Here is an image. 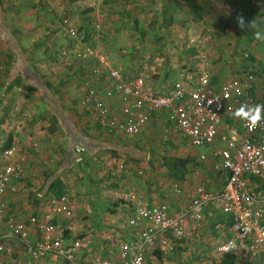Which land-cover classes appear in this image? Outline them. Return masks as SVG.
<instances>
[{
    "label": "built area",
    "instance_id": "1",
    "mask_svg": "<svg viewBox=\"0 0 264 264\" xmlns=\"http://www.w3.org/2000/svg\"><path fill=\"white\" fill-rule=\"evenodd\" d=\"M257 3L263 5L264 0ZM67 36L80 45L77 28L67 25ZM75 57L83 62V73L90 62L86 82L83 78L75 82L82 90L81 105L104 130L133 140L147 129L152 134L157 131L161 147H167L172 136L196 148L220 140L221 146L210 155L200 154L199 160L223 171V184L217 191L194 184L190 203L180 208L173 207L167 195L155 196L156 192H117L122 222L102 234L81 235L83 223L74 221L67 194L49 199L47 210L32 216L28 224L11 209L7 197L23 190L19 183L26 171L15 148L4 149L0 153L2 261L14 259L22 248L34 262L50 254L55 264H148L155 251L170 257L176 247L184 248L195 240L192 225L204 224L206 215L216 211L227 218L220 226L227 235L218 242V254H247L256 264H264V197L250 186V178L264 177V118L252 122L235 114L241 108L261 105L253 93L255 71L239 70L214 80L213 61L202 52L187 69L177 71L175 80L163 79L151 87L148 75H129L92 46L78 48ZM229 117L235 122L231 127ZM126 168L125 163L119 165V170ZM114 182L107 178L105 187ZM171 191L184 196L178 181ZM60 218L68 220L65 225L56 223ZM31 227L38 231L36 240L30 238ZM14 264L20 261L15 259Z\"/></svg>",
    "mask_w": 264,
    "mask_h": 264
},
{
    "label": "crops",
    "instance_id": "2",
    "mask_svg": "<svg viewBox=\"0 0 264 264\" xmlns=\"http://www.w3.org/2000/svg\"><path fill=\"white\" fill-rule=\"evenodd\" d=\"M141 1L143 0H139L138 2ZM152 1L156 2L157 7L166 5L168 7L175 4V7L184 9L187 6L183 0ZM223 1L233 10V16L227 15L223 10L213 4L211 0H203V2H207L214 8V11H210L209 14L216 13L217 10L219 13L216 14H219V18L223 19L227 16L230 20H233V22L225 26L227 27L226 30L224 27L218 30L219 33L216 35V40H210L212 41V43L210 42L211 45L208 43L209 41H206L210 45L207 49L204 48V45L197 46L198 44L196 43H198V40L195 41L194 36H192L193 39H191L192 43L188 44L182 38V36H186V33L183 34V32H180L178 35L182 40H176L174 42L189 47V50H187L191 51L193 55H188L184 48L183 51H185V53H179V56L183 57L185 62H188L190 58L199 57L202 52L206 53V51L209 50L213 59L210 58L212 61H216L214 66L212 65L214 80L222 79L224 76L239 70L252 68L256 72L253 93L260 100L261 105L264 106V36H258V33L252 37L248 36L247 24H244L245 22H250L247 16L252 14L254 18L256 17L257 21L259 20L255 25L262 24V30H264V20L260 15V13H264V4L259 5L257 0ZM21 4L22 3L18 5L16 0H13L11 3L8 0H0V30L5 28L8 33L12 34V38L16 43L15 45L18 48L16 51L10 49V44L8 45L0 36V63L6 67L5 70H0V147H2L0 149H5L8 144L10 147H14L26 171V177L19 183L22 185L23 190L7 197L8 205L17 215L20 214L22 219L27 221L28 224V220L32 216L46 211L48 200L57 198L49 189L50 184L55 178H60L64 185L63 194L69 196V205L75 213L74 221L77 220L83 223V230L79 232L81 235L85 233H91L92 235L94 231L102 234L103 230L106 231L110 228H115L122 222L120 217L122 203L116 194L117 192L121 193L123 190H136L145 195L156 192L157 194H155V196L167 195V201L170 202L173 207L180 208L190 203L194 195V184H204L208 189L216 191L221 188L224 178L223 171L216 170L212 166V163H202L199 160L200 154L205 153L210 155L219 145L221 146L220 140L213 145L204 147L209 150L200 151L199 148L189 145L177 136H172L171 140L168 142L167 154L170 157L173 155L172 157L189 158L191 160L192 164L190 163L187 166V173L183 179L177 180L167 175V183H164L167 184L166 186H161L160 182H157V185L160 186H152L150 189L148 187L146 188L143 184L141 185L142 189L135 186L140 190L139 191L135 188L124 189L125 187L123 188V186L125 184H122L121 181H119L120 179L116 178L112 185L105 187L104 182L107 178L114 179V177L110 176L113 173H109L112 169H116V171L125 170H119V165L125 163V161L122 160L124 157H119L120 159L118 158L116 160L117 163L114 162L116 164L111 166L113 161L107 154L109 151L102 147L91 150L87 146L91 145L93 142L127 146V144L116 142L128 138L108 133L98 124L96 116L88 112L84 106L81 105L80 97L82 90L75 86L76 79L82 82L80 80V75H73L68 73L69 71H66L71 66L72 60L69 61L71 64L68 62L66 68L60 71L61 74L59 71L54 72V75H57H51V77H47V80H44L38 73L37 66L41 63V60H43V51L47 44L45 41L46 37L41 35V31L46 30L41 20L43 10L41 7H35L33 9L32 5L28 6L26 2H24V5ZM69 9L70 8H67V14L69 13ZM139 15H142V12L139 13ZM237 17L243 21V25L240 23L241 20L236 23ZM140 18H142V16ZM65 20L67 22H64ZM203 22L206 23V17ZM67 25L73 26L66 18L62 19V22L59 24L63 34V30H65V38L62 40L60 39L57 44L59 47H57L56 53L54 51V61L58 60V56L61 54V48L69 45L70 38L67 36ZM261 27L257 28V30H260ZM175 28L176 26H174L173 30H175ZM179 28L181 29V27ZM56 30L57 34L61 31V29ZM167 30H169V28H167ZM167 34L170 41L174 39L169 35V32H167ZM36 35H38V37H34ZM202 37L204 39L206 38L204 36ZM200 41L201 40H199V43ZM167 42L169 43L168 40ZM244 53L249 54L248 58L244 57ZM21 59H24L30 66V77H35V79L50 83H48L50 85L48 89L49 92L45 93V97L42 93L44 90L36 89L34 92H28L25 89L24 86L26 85L27 79L17 72V66L20 64ZM56 63L58 64V62H55V64ZM89 63L90 62L87 63L86 70ZM75 72L77 71L75 70ZM88 75L84 77L81 75V79L83 78V81L86 82L85 79ZM50 81H52L53 86H51ZM35 83L38 84L37 80H35ZM48 90L46 89L45 91ZM26 92L29 93V95H26ZM54 97L55 99H53ZM53 104L58 105V107L60 106L63 112H59V114L56 113ZM45 107L49 109L50 116L54 118L52 130H49V125H47L51 118H48L44 114ZM22 113H24V115H22ZM62 113L68 116L73 128L75 127V129H77L79 138L87 137L90 138L92 142L88 144L82 141L70 143L67 133L69 128L66 124V120L62 117ZM45 116L47 118H45ZM227 124L231 127L235 122L229 117L227 118ZM223 132L228 134L225 128H223ZM151 138H153V136L147 129L142 133L140 138L131 140L134 141V146H128L136 148L147 155L144 151V146H148L152 143H150ZM77 147H83L85 150L77 151ZM156 147L159 148L157 145ZM152 151L157 152L155 149H152ZM118 153L129 157L128 154L123 152ZM129 160L132 159L130 158ZM149 160L150 155H147L143 159L132 161L140 163L141 165ZM117 174L119 175L120 173ZM119 176L121 177L122 175L120 174ZM121 178L125 181L128 180L125 176ZM177 181L184 188L183 197H177L171 191L172 184ZM138 185L140 184L138 183ZM250 186L252 190L256 191L257 195L264 197V177L250 178ZM213 215L218 217L216 219L218 221L212 220ZM226 220V215L220 212L213 213L210 211L206 215L205 222H213V225L211 223V234L213 235L221 232L222 228L220 226ZM67 221V219L60 218L56 220V223L65 225ZM200 226L202 225L196 227L192 225V230L196 231L201 228ZM31 229L30 238L31 240H36L38 231H36L34 227H31ZM199 234H201L199 237L202 238V233ZM220 240H222L220 236L214 235L212 248L208 250V252L212 251L215 254L214 259H219L221 256L216 250ZM192 250L195 249L190 248V243L184 248L181 246L176 247L173 252L174 260L178 257V254L194 253ZM155 254H158L161 260L165 258L160 250L153 253V256L158 260ZM172 257L167 256V259L171 260ZM1 258L2 256H0V264H14L15 259L19 260L20 264H55L54 255L49 254L46 258L34 262L30 259L28 254L22 251V248L21 252H19L14 259L9 258L2 261ZM247 258L252 259L247 254L238 255L236 264H252ZM151 261L153 262V260ZM151 261L149 259L148 264H153ZM173 261H170L168 264H172ZM184 262L182 264L189 263L187 260Z\"/></svg>",
    "mask_w": 264,
    "mask_h": 264
},
{
    "label": "rangeland",
    "instance_id": "3",
    "mask_svg": "<svg viewBox=\"0 0 264 264\" xmlns=\"http://www.w3.org/2000/svg\"><path fill=\"white\" fill-rule=\"evenodd\" d=\"M8 1L11 3L13 0ZM16 1L18 2V5H20V3H22L21 5H24V2H26L28 6L32 5L33 9L35 7H41L43 10L41 20L42 24L46 27V30L41 31V35L46 37L45 41L47 44L43 51V60H41V63L37 67L38 73L44 80H47V77H51V75H57H54V72L59 71L61 74L60 71L66 68L70 60H72V64L69 62L71 66L66 70L69 71L68 73L80 75V80L81 75L88 74V68L85 73L78 71V63L75 59L76 50L85 43L83 46H92L99 54L104 55L113 65L129 73V75H148L149 77L147 79L151 87L160 83L163 79L172 81L177 78V71L187 69L189 64L193 63L197 59V57H192L188 62H185L184 58L179 56V53H185V51H183L184 48L186 49V53L188 55H191L192 52L188 51L189 47H185L184 44H176L174 41L182 40L183 38V40L189 44L192 43L191 39H193L192 36H194L195 41L198 40V43H196L198 44L197 46L204 45V48L207 49L208 46L211 45L210 42L212 43V41L216 40V35L219 33L218 30L222 27L226 30L227 27L225 26L233 22V20H230L227 16L223 19L219 18V14H216L219 13L217 10L216 13L209 14L210 11H214V8L207 2H204L206 4V9H199L196 7H185L186 9H180L179 7H175V4L168 7L167 5L157 7L156 2H153L152 0H143L141 2H138L139 0ZM67 8H70L68 13L69 15L67 14ZM141 12L142 15H139ZM138 15L140 17L142 16V18ZM260 15L264 20V13H260ZM205 17L206 23L203 22ZM64 18L68 19V22L78 29L81 46L79 44L75 47H71L69 45L63 46L61 48V54L58 56V60L59 58L60 60L54 61V51L56 53V49L59 47L57 44L60 39L62 40L65 38V30H63V34L62 28L59 26ZM247 18L250 19V22H245L244 24H247L248 36L252 37L257 33L258 36H264V30H262L263 26L261 24L262 22L260 23L261 25L258 24L259 27L262 26L260 30L258 29V31L257 28L259 27L258 25H255V23L259 20L257 21L256 17L254 18V15L252 14L248 15ZM239 20L241 19L237 17L236 23H238L237 21ZM94 26L97 27V30L92 29ZM174 26H176L175 30H173ZM84 27H88V35L90 34L86 40H83V35L86 32ZM179 27H181V29ZM167 28H169V30H167ZM56 29H61L60 33L57 34ZM167 32H169V35L174 38L173 40H169ZM180 32H183V34L186 33V36H182L181 38L178 35ZM202 36L206 38L204 39ZM34 37H38V35ZM199 40H201L200 43ZM206 41H209L208 43L210 45ZM205 54L209 58L211 57L213 59L209 50H207ZM55 62H58V64H55ZM215 62L213 60V66ZM2 69L5 70L6 67L0 63V70ZM75 70L77 72H75ZM50 82L51 86H53L52 81ZM26 95H28L27 92ZM44 114L48 118H51L47 124L49 125L48 128L50 130L54 126V118L50 116L49 109L46 107L44 108ZM22 115H24V113H22ZM46 116L45 118H47ZM152 136L153 138H151L150 141V143H152L148 146H144V151L147 155H150V160L144 162V164L140 165V163L129 160L130 158L127 155H123L121 153H107L113 161L111 166L117 163L116 160L119 157H124L122 160H124L128 165L124 171H116V169H112L109 172L110 174L113 173L110 175L111 177H114V179H120L119 181H121L122 184H125L123 186V188L125 187L124 189H142V184L149 189L152 186L156 187L160 185H167L164 183H167V175H169V172L165 163L168 161V157L170 156L167 154V147H161L158 142V132L156 131L155 134H152ZM131 140L133 139L128 138L120 140L116 143L127 144V146H130L134 144V141ZM156 145L159 148H157ZM152 149H155L157 152H153ZM199 150L206 151L209 149L201 147ZM117 173L127 177L128 180L125 181L121 178L122 176L120 177V174L118 175ZM136 180L140 185H138ZM157 182H160L161 184L157 185ZM217 218L218 217L213 215L212 220L218 221L216 220ZM211 223L213 225L212 221L207 223L205 222L202 226H200L201 228L195 231L197 236H195L194 239L196 241L192 240V242H190V248L195 249L192 250L194 253L178 254V257H175V260L173 254L170 256H173V259L171 258V260H169L165 257L162 259L163 261L159 258L158 254H155L158 257V260L156 257L152 256L150 261L153 260V262L151 261V263L168 264L173 260L172 264H182L186 260L189 261L188 264L219 263V259H214L215 254L212 251L208 252V250L212 248L214 235L223 238L227 235V232L225 229L220 228V233L212 235ZM199 233H202V238L199 237L201 235ZM248 261L252 264H256V260L254 259H248Z\"/></svg>",
    "mask_w": 264,
    "mask_h": 264
},
{
    "label": "trees",
    "instance_id": "4",
    "mask_svg": "<svg viewBox=\"0 0 264 264\" xmlns=\"http://www.w3.org/2000/svg\"><path fill=\"white\" fill-rule=\"evenodd\" d=\"M213 4H215L219 9L223 10L227 15L229 16H233V10L230 9L229 5L226 4L225 1L223 0H211ZM183 2L187 5L186 7H196L199 9H206V4L203 2V0H183ZM236 14V13H235ZM85 28V33L83 35V40H86L88 38V36H90V34L88 35V27H84ZM97 27L94 26L92 27L93 30H97ZM78 31V29H77ZM79 33V32H78ZM0 36L3 40H5V42L8 43L10 49H14L15 51L18 49L17 46L15 45V41L12 38L13 35L8 33L7 30L4 28L2 30H0ZM79 36V35H78ZM81 36V35H80ZM82 37V36H81ZM85 45V43L83 44ZM83 45L81 47H83ZM69 46L71 47H75L74 43L72 41L69 42ZM76 55V53H75ZM77 63H78V71H82L84 68L82 67L83 62L80 59H76ZM18 67V71L19 74H22L24 78L27 79L26 81V85L24 86L25 89L28 92H34L36 89H41L44 90L43 96L45 97V93L49 92V84L46 82H43L40 79H35L30 77V66L26 63V61L24 59H21L20 64L17 66ZM35 80H37L38 84L35 83ZM48 91H45V90ZM29 95V93H27ZM55 99V97L53 98ZM54 103V102H53ZM54 105V104H53ZM55 108V112L59 114V112H63L62 108L58 105H54ZM62 117L66 120V124L68 125V141L70 143H74V142H84L85 144H88L90 142H92V140L90 138L87 137H81L79 138V133L77 132V129H75V127L73 128L71 121H69L68 116L65 115V113H62ZM81 134V133H80ZM8 144V143H7ZM89 147V149H96L98 147H102L105 150L109 151V152H113V153H118V152H123L125 154H128L129 157L132 160H140L143 159L144 157H146L147 155L143 152H141L140 150H137L136 148H132L129 146H117L111 143H101V142H93L91 143V145L87 146ZM2 148V147H0ZM10 148V145L8 144L6 146L5 149ZM1 152L4 151V149H0ZM190 159L189 158H180V157H168V161H166L165 166L167 167V170L169 172V177L174 178V179H183L187 173V166L190 163ZM50 191L53 192L54 195L57 196V198H60L63 195V191H64V185L62 183V181L60 180V178H55L52 183L50 184L49 187ZM229 224L231 223L230 220L228 222ZM237 257L238 255L235 253H225L222 254L219 257V263L217 264H236L237 261Z\"/></svg>",
    "mask_w": 264,
    "mask_h": 264
},
{
    "label": "clouds",
    "instance_id": "5",
    "mask_svg": "<svg viewBox=\"0 0 264 264\" xmlns=\"http://www.w3.org/2000/svg\"><path fill=\"white\" fill-rule=\"evenodd\" d=\"M240 23L241 25H243L242 20L240 21ZM235 114L252 122H257L264 118V106L257 105L255 107H249L247 109L241 108Z\"/></svg>",
    "mask_w": 264,
    "mask_h": 264
}]
</instances>
